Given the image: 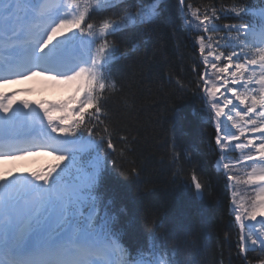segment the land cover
Segmentation results:
<instances>
[{
	"label": "snow or ice",
	"instance_id": "1",
	"mask_svg": "<svg viewBox=\"0 0 264 264\" xmlns=\"http://www.w3.org/2000/svg\"><path fill=\"white\" fill-rule=\"evenodd\" d=\"M179 3L199 56L192 66L195 90L215 125L216 168L231 193L235 259L264 264V0L258 21L240 24L227 21L256 13L239 0L219 7ZM161 15L162 0H0V84L47 75L75 88L58 103L0 92V160L46 150L57 161L42 172H0V264H194L177 257L199 252L196 230L175 224L177 243L170 249L160 235L162 222L151 213L133 256L117 228L127 209L105 190L113 170L123 175L113 154L124 159L131 150L127 135L117 147L108 110L122 91L111 74L117 37L141 28L159 37ZM85 155L87 165L81 163ZM171 162L173 176L190 181L195 199L211 195L210 183L195 166L185 170L174 145ZM140 175L133 162L130 179L135 183Z\"/></svg>",
	"mask_w": 264,
	"mask_h": 264
},
{
	"label": "trees",
	"instance_id": "2",
	"mask_svg": "<svg viewBox=\"0 0 264 264\" xmlns=\"http://www.w3.org/2000/svg\"><path fill=\"white\" fill-rule=\"evenodd\" d=\"M190 2L201 7L215 2L219 7L234 0ZM239 2L249 5L256 15L227 22L258 21L260 0ZM181 8L179 0H162L159 37L143 28L117 37L120 52L111 74L122 91L109 100L108 110L117 147L122 146L119 137L127 135L131 150L124 159L113 154L123 175L117 170L111 172L105 184L106 195L117 207L127 209L117 228L122 242L131 249L143 245L144 217L151 213L163 224L160 235L168 248L176 247L171 232L180 222L190 224L201 238L199 252L189 255L181 251L178 259L194 264H239L233 246L238 226L230 208L231 193L225 176L216 168L219 150L215 125L195 90L197 76L192 66L194 61L199 62V56L193 51V33L185 26ZM125 52L126 56L120 55ZM177 80L187 89H181ZM173 145L181 154L185 170L195 166L210 183L211 195L195 199L190 181L185 176H173ZM237 155L234 153L233 158ZM133 162L141 169L135 183L130 179ZM226 233L231 234L230 240L225 239Z\"/></svg>",
	"mask_w": 264,
	"mask_h": 264
},
{
	"label": "rangeland",
	"instance_id": "3",
	"mask_svg": "<svg viewBox=\"0 0 264 264\" xmlns=\"http://www.w3.org/2000/svg\"><path fill=\"white\" fill-rule=\"evenodd\" d=\"M23 80L21 79H15V80H11L7 83H3L0 84V87L2 86H8V84H10V87H16L17 85H21L23 87H27L28 91L25 93H22L23 95V100H28L29 102H33L34 101V96H38L42 91H44V89L48 86L49 83H58L57 85L63 84L61 82H57L54 80H51L47 77V75H35L33 77L30 78V81L28 82H24L22 83ZM69 84V83H67ZM21 99V98H20ZM46 150L43 151H30L28 154L26 155H22L19 156L18 158L15 159H11L12 161V167L15 169L14 170V174H31L33 172H41L40 169L38 168H29V169H22V168H18L17 165L19 164V161L21 163H26L29 162L30 159L33 156H37L41 153H44ZM47 153H49L47 151Z\"/></svg>",
	"mask_w": 264,
	"mask_h": 264
}]
</instances>
